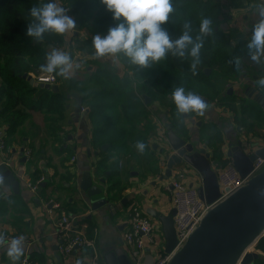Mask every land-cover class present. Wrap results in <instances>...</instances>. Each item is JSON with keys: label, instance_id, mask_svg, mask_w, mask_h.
I'll list each match as a JSON object with an SVG mask.
<instances>
[{"label": "trees", "instance_id": "obj_1", "mask_svg": "<svg viewBox=\"0 0 264 264\" xmlns=\"http://www.w3.org/2000/svg\"><path fill=\"white\" fill-rule=\"evenodd\" d=\"M62 1L65 9L74 16L76 27L89 31L85 40L76 38V42L79 43L78 49L83 51L85 47L89 55L97 57L93 37L97 34L105 35L109 27L116 25L119 21L113 18L111 11L106 9L102 0ZM45 2L47 0H0V129L4 131L6 145H12L17 131L29 119L32 112H41L45 115L52 134L57 129L61 130L66 123L68 91L76 88L79 92H84L90 87L91 94L95 97V101L90 104L89 113L93 143L100 145L109 143L108 149L101 150L99 158L93 164L94 174L99 179H109V191L115 199L123 198L128 188V185L124 183L127 180V172L120 171L118 160H115V157L121 151L124 156L130 155L131 158H135L136 142L143 140L145 147L141 152L146 153L150 150L151 158L155 159L156 150L149 140L156 134L157 126L152 122L144 124L143 129L137 126L148 117L150 112L131 83L116 79L114 74L104 69L94 71L85 79L73 78L69 81L61 72H56L57 83L62 82L59 91L35 86L24 78V74L33 76L44 72L41 66L46 65L53 48L65 45L64 33L48 30L40 37H36L27 31L29 25L36 22V18L31 16V8L39 7ZM172 4L173 10L169 13L168 20L163 23V27L166 28L172 40L178 38L184 31L189 32L193 37V42H196L199 37L201 43L199 59L190 55L192 44L187 45L184 56H179L174 50H169L163 58L158 61L150 60L147 65L133 63L123 51L117 52L122 61L129 62V68L136 77L149 72L159 76V79L155 80V83L158 82V88L145 86L143 92L153 94L152 96L162 106L166 104L160 94H172L177 87L185 86L179 81L173 65L169 64L170 60H181L182 63L189 64V68L194 67V64L198 62L203 67L212 68L216 73L214 77H208L202 71L200 72L201 80L204 82L211 79V81L228 80L236 77L241 59L250 52L247 47L249 42L244 40L239 30L236 28L221 29L220 25L226 18L222 16L218 2L214 0H172ZM204 18L211 22L209 34L201 33L199 30L201 20ZM185 24L188 25L187 29L184 27ZM103 100L110 101L103 103ZM121 100H125L123 109L126 121L132 124L130 130H118L115 127L117 117L114 110ZM168 107L172 115L178 110L175 103L168 104ZM105 109H108L110 113H105ZM173 123L177 131L181 133L178 123L176 121ZM218 134L214 130L207 139L213 147V161L219 166H224L227 159L223 158L221 149L223 139L219 136L218 146L212 143ZM125 138L129 139L128 143L123 141ZM62 151H69L68 159L62 160V165L68 169L65 163L74 151L72 148H62ZM152 173L158 176L161 174L157 159L154 161ZM54 175L58 176V171ZM61 177L66 182H69L71 178L73 182L76 179L75 173L71 172H68V177L66 175ZM5 196L0 197V215L2 204L17 195ZM256 248L264 249V237L257 242ZM33 261L38 264L45 263L44 259ZM255 264H264V260L258 259Z\"/></svg>", "mask_w": 264, "mask_h": 264}, {"label": "crops", "instance_id": "obj_2", "mask_svg": "<svg viewBox=\"0 0 264 264\" xmlns=\"http://www.w3.org/2000/svg\"><path fill=\"white\" fill-rule=\"evenodd\" d=\"M214 1L220 4L222 16L226 18L220 25L221 29L228 30L230 28H236L242 33L244 40L249 42L253 26L261 18L259 16L260 5L258 3L252 4L249 0ZM253 62L256 68L260 66L264 68V54ZM99 63L100 60L97 62L98 66H88L84 71L78 69V71H75L74 75L73 72L62 74L69 79H85L94 71L101 69L99 68ZM237 75L235 78L228 80H218V87L217 90L213 92L214 99L211 101H214L215 98L218 99L225 96L224 94L221 95V93H224L226 89L232 88L233 92L232 94L227 93V97L225 96L226 99H219L217 100L219 102H212L213 106L208 107L204 113V121H202L199 116L197 119V113H194L191 118L187 119L189 121L186 122L190 140L199 148H206V151L211 154V165L214 170L218 164L212 159L213 147L208 143L209 140L207 139L209 134L206 135L204 132L215 130V132L219 133L216 135V138L213 139L212 143L218 146L219 143H217V140L220 137L223 139L221 149L224 159L228 157L227 151L230 145H236L239 141L243 143L242 146L248 151L250 148L252 150L264 148V113L259 106H257L258 114L256 115L250 114L245 110L247 106H253L256 102L251 98L245 99V101L239 99V97L243 99V97L247 96L246 91L249 87L247 86L244 88V82L249 83V78L247 75L241 77ZM261 77L263 76H259V79ZM234 81H237V83H234L237 85L230 84ZM258 81L259 80L256 82L258 83ZM56 84L59 85L60 90L61 84L59 82ZM258 86L259 91L254 93L264 94V87L259 84ZM68 93L69 100L66 106V123L61 130L57 129L52 134L49 123L45 119V115L41 112H32L29 119L17 131L12 145L9 146L10 152H1L0 150V163H6L10 166L21 182L19 193H14L10 187L3 188L6 196L13 194L17 196L11 197L7 202L2 204L0 228L2 227L9 233L24 234L29 238L28 243H23L24 251L21 257L29 256L33 260L44 259L45 263L60 264L57 262L56 258L59 255L61 261L76 264V260L79 259L82 261V264H84L87 263L88 260L86 251L83 249L77 250L74 255L66 259L60 254L58 246L59 241L54 234L53 226V223L59 216V212H54L52 214L49 212L50 208L48 205L51 200L60 202L66 211L77 217L79 225L86 234L95 239L98 251L101 254L102 248L110 244L109 240H116L117 242L118 238H123V232L126 227L123 228L122 226L128 223L131 204L137 203L141 206L137 195L139 191H143V195L146 196V199H143V202L147 205L146 208L148 206H154L164 213L169 212L173 207L171 205L172 193L166 188L168 181L160 182V180H158V175L151 173L154 168L153 163V166H146L145 170H143L142 173L145 182L142 183L140 189L135 191L132 183L124 181L125 185H128V188L123 194V198L128 197L125 203H122L123 198L115 199L109 191L110 199L114 201L113 203L115 204L116 213H114L115 210L110 212L107 210V207H103L99 210H92L89 206L85 205L82 201L81 194L76 193L77 191L76 189L74 190L73 187L78 185L77 182H79L85 172H91L93 177L97 179L96 181H99V178L94 174L93 164L99 158L100 151H106L108 149L109 143L101 145L93 143L92 125L89 113H87V111L81 112L80 110V107H85L95 101V97L91 94L90 87L86 88L84 92H79L76 88H72ZM254 97L255 95L252 96V98ZM124 101L125 100H121L119 103L123 115L118 114L116 120L117 123L121 122L119 128L130 130L132 124L126 121L123 109ZM244 104H247V106L244 107ZM159 105L162 106L159 102H155L153 105L149 106L148 109H151V117L156 118L157 116L159 117V121L165 124L166 120L162 118L163 109L159 110ZM209 111H211V113ZM76 112L83 116L84 123L80 118L76 117ZM223 112L226 113V115H221ZM147 119L148 117L144 118L141 124L144 125V123L148 121ZM239 121L242 122L239 123ZM246 121H248V123ZM123 141L128 143L129 139L125 138ZM124 142L123 145L125 144ZM155 146L157 147L158 145ZM166 146L164 145L162 148ZM62 148H72L74 151V154L65 163L68 169L62 165V160L68 159L69 151H62ZM162 148L161 146L155 148L156 153L159 152L160 154L158 157L159 159L157 158V164L161 174L165 171L163 165L164 160L162 159L163 155L160 153ZM24 149L32 151V157L26 162H23L22 156V150ZM116 156L115 160H118L119 168L123 166L120 171L124 173L127 172V180H129V176L138 174L134 172L135 168L131 166V163L130 165L128 164L131 157H125L121 151H119ZM120 163H122V166H120ZM184 168L185 167H176L173 170L172 176L177 175L179 172H183L184 180L189 185L194 183L199 187L202 186V176L195 170L196 174L191 171L186 172ZM147 170H150V174H144ZM56 171H58V176L54 175ZM68 172L75 173L76 179L74 182L72 178L69 182H66L64 180L65 176L64 179H62V175L68 177ZM26 178H30L33 182L41 178L44 180L41 186L33 192L26 187L24 183ZM106 178L108 177L106 176ZM153 182L157 184L154 186L152 184ZM100 185L106 190L107 188L109 189V179L106 180L105 184ZM149 194L152 195L149 196ZM124 213L125 215H123ZM7 245L8 243H0V264L18 263L21 257L16 261L11 260L7 255ZM252 252L256 253L258 256L253 264H255L258 259L264 260V249L256 248Z\"/></svg>", "mask_w": 264, "mask_h": 264}, {"label": "water", "instance_id": "obj_3", "mask_svg": "<svg viewBox=\"0 0 264 264\" xmlns=\"http://www.w3.org/2000/svg\"><path fill=\"white\" fill-rule=\"evenodd\" d=\"M252 4L258 3L260 6L264 0H249ZM209 34V31L206 32ZM31 84L40 87L50 88L59 91L58 84H45L36 81L32 75L24 74ZM232 94L233 90L230 88ZM257 90H254L256 92ZM256 103L253 108L259 106L264 113V94H256ZM81 103V100H80ZM81 110V107H80ZM79 111V110H78ZM76 117L84 123V118L76 112ZM167 146L161 149L163 160L166 165L165 171L160 175V182L169 181L176 167H191L198 172L203 179L202 186L198 188V193L207 204L213 205L203 215L198 226L191 232L186 242L175 249L178 243L174 226V215L176 208L164 213L154 206L145 209L146 214L157 220L162 228V235L165 240L164 252L171 254L167 264H253L258 258L254 252H246L248 248L264 237V199H260L257 189L264 185V166L254 173L245 185L224 200L215 201L220 197L218 177L211 165V154L206 148H199L187 136L179 133L173 125L167 124L164 129ZM154 144V149L157 148ZM23 162L27 158L23 155ZM227 156L234 160L235 167L240 175L245 178L253 170V163L258 157H264V148L253 150L248 153L239 141L236 145L231 144L227 151ZM91 172H85L77 186L76 193L81 194L82 201L92 210H99L107 207L110 212L116 213L115 204L110 199L109 189L103 188L100 184H105L106 179L96 181ZM154 186L156 182L152 183ZM190 187L193 186L191 183ZM10 187L14 193L20 192L21 182L15 172L6 163H0V197L5 196L3 188ZM110 187V185H109ZM172 188V185L170 184ZM108 192V193H107ZM128 200L123 198L122 203ZM127 224H123V228ZM104 246L101 251V258L104 264H133L125 248L122 237ZM76 249L72 253H76ZM60 264H71L61 261ZM54 264V263H42ZM84 264H88L84 263ZM145 264H153V256L148 253L145 257Z\"/></svg>", "mask_w": 264, "mask_h": 264}, {"label": "clouds", "instance_id": "obj_4", "mask_svg": "<svg viewBox=\"0 0 264 264\" xmlns=\"http://www.w3.org/2000/svg\"><path fill=\"white\" fill-rule=\"evenodd\" d=\"M102 3L119 23L109 27L105 35L97 34L93 37L98 55L123 51L133 63L147 65L150 60L158 61L163 58L169 50L184 56L185 48L188 44H192L190 55L198 57L201 47L199 37L193 42L189 32L184 31L178 38L172 40L163 27V23L168 20L169 13L173 10L172 0H102ZM30 13L36 18V22L30 24L27 31L36 37H40L48 30L64 33L75 23L74 19L66 14L65 8L57 6L54 0H47L39 7H32ZM259 16L261 18L254 24L247 45L253 60L264 54V3L260 6ZM210 23L209 19H202L200 32L211 31ZM184 27L187 29L188 25L185 24ZM58 66H60L59 71L65 73L70 67V58L64 52L53 50L48 56L47 64L42 65L41 68L44 72L51 73ZM258 84L264 87V77L259 79ZM172 97L179 112H188L194 108L203 111L208 103L203 93L185 94L183 87H177ZM144 147L143 140L136 142L137 149L142 151ZM257 194L260 199H264V185L257 189ZM6 251L11 260H18L24 251L23 236L13 237ZM76 264H82V261L77 259Z\"/></svg>", "mask_w": 264, "mask_h": 264}, {"label": "built area", "instance_id": "obj_5", "mask_svg": "<svg viewBox=\"0 0 264 264\" xmlns=\"http://www.w3.org/2000/svg\"><path fill=\"white\" fill-rule=\"evenodd\" d=\"M55 71L56 69L51 73L39 72L37 75H33V78L39 83L56 84L57 76ZM86 111L87 107L81 108V112ZM0 150L1 152H10V148L5 142L3 129H0ZM245 150L248 153L253 152L251 148L249 151L247 149ZM23 155L28 161L32 157V151L24 149ZM121 164L122 163H120V166H122ZM163 165L166 168L165 163H163ZM263 166L264 157H258L253 163V170L251 173L243 178L235 167L234 160L231 157H227V163L224 166L217 165L215 168L220 189V197L215 201V204L243 187L247 180L254 173L261 170ZM159 177L160 176H158V179ZM43 180L44 179L41 178L33 182L30 178H26L24 183L27 188L35 192L41 186ZM170 184L172 185V188L170 187ZM166 188L171 191V202L173 207L176 208L174 226L178 240L175 248L177 249L186 242L191 232L200 223L203 215L213 205H209L206 201L201 199L198 193L199 186L194 183L192 187L189 186L184 180L183 172H179L177 175L172 176L168 181ZM48 206L51 214L59 212V216L53 223V226L54 234L59 241V252L62 257L64 259L70 257L75 248H77L76 251L81 249L86 251L88 264H104L95 239L86 234L83 228L79 225L77 217L66 211L60 202L51 200ZM160 233L162 234L160 223L146 214L145 210L139 204L132 203L129 211L128 223L123 232V240L125 250L133 264H145V257L148 253H151L153 256V264H167L171 254L164 252V238L162 244L163 248L155 250L154 253L152 252V247L156 243L157 236L160 235ZM19 236H23V243L29 242V238L24 234L9 233L2 227L0 228V243H9L13 237ZM256 244L248 248L246 252L254 251L256 249ZM16 264L38 263L31 260L29 256H23ZM238 264H241V261H239Z\"/></svg>", "mask_w": 264, "mask_h": 264}, {"label": "rangeland", "instance_id": "obj_6", "mask_svg": "<svg viewBox=\"0 0 264 264\" xmlns=\"http://www.w3.org/2000/svg\"><path fill=\"white\" fill-rule=\"evenodd\" d=\"M54 2L57 4V6L65 8L62 0H54ZM66 14H68L69 16H71L74 19V16L69 11L66 10ZM111 26H113V25H111ZM64 34H65V45L64 46H55V48H53V50H58V51L64 52L69 56L70 67L65 72L66 74L73 72V75H74L75 71H78V69H80V71H82V70L84 71L88 66L89 67H95V65L98 66V64H97L98 60H101V61L106 60V61H104V63H102V62H101V64L99 63V68L106 67V68L113 70L112 68L114 67V65H113V63H114L113 58L114 57L111 53L99 54L97 57H92L91 55H89L88 49H86L85 47H83L84 48L83 51H80L78 49L79 43L76 42V38L85 40L89 35V31L87 29H85V28L79 29L78 27H76V24L74 23V26L71 29L66 30L64 32ZM94 58H96V59H94ZM253 61L254 60L251 59V53H248L246 56H244L241 59L239 69L237 71V74H238L237 76L241 77V76H244L243 74H246L249 78L248 82H251V84H254V80L251 79V75H255L257 77L262 75L264 77V68L262 66H260V67L258 66L259 68H256L255 65H253V63H254ZM240 66H243V69H241ZM59 67L60 66H58L56 68L55 73L56 72L60 73ZM122 67H123V65L121 64V68ZM65 73H63V74H65ZM34 75H37V74H34ZM177 76H178V79H180L181 82H183V80H184L183 76L180 73H177ZM66 79L69 81L73 78H71V79L66 78ZM235 82L237 83V81H234L230 84L237 85V84H234ZM59 83L62 84V82H59ZM222 94H225V93H221V95ZM204 95L206 98H208L210 100L214 99V96L210 95V93L206 94V91H205ZM168 99H171V98H168ZM239 99L242 100L241 97H239ZM245 106H247V104H244V107ZM161 109L164 110V107L160 106L159 110H161ZM245 110L250 114H255V115L258 114V108L257 107L253 108V106H247L245 108ZM205 112H206V108L203 111H201L199 109V111L196 114L197 115L196 118L198 119V116H199L200 119L202 121H204V113ZM189 113H191V116H190V118H191L193 116L194 112H189ZM222 114L226 115V113H224V112L221 113V115ZM154 115H155V113H154ZM173 121H176L178 123V125L181 128V133L183 135L187 136L188 129L186 128V122L189 120H185V117L182 116V113H179L178 110H176L174 113ZM147 122H152L153 124H155L157 126L156 134H154L150 138V140H149L150 143L151 144H157L158 147L161 146L162 144L164 145V142H166L165 135L163 134L164 133V124H162V122L157 120L156 118H152L151 120H148ZM147 122H145L144 124L146 125ZM241 122L242 121H239V123H241ZM246 122L248 123V121H246ZM143 126L144 125H142V124L138 125V127L140 129H143L144 128ZM185 132H186V134H185ZM211 133H212V130L204 132V134H206V135L211 134ZM217 143H219V142H217ZM150 152L151 151L148 150L146 153L145 152L142 153L141 150L135 148L134 154L136 155V157L134 159L130 158L128 161V164L130 165V163H131V166L133 168H135L134 172H137L138 174H136L134 176H129V180H126L125 182L132 183L133 189H135V191L140 189L142 183L145 182V179L143 178V173H142L143 170H145V167L146 166H148V167L153 166L155 159H157L160 155L159 152L155 153V155H154L155 159H153L150 156ZM160 153H161V150H160ZM127 156L131 157L130 155H127ZM122 168H123V166L119 169H122ZM184 171H186V172L191 171V172H194V174H196L194 169H192L190 167H185ZM144 174H150V170L149 171L147 170ZM189 178H190V176H189ZM137 195H138V199H139V203L141 204V207L143 209H145L147 205L143 202V199H146V196L143 195V191H139V194H137ZM150 195H152V194H149V196ZM171 205L173 206L172 203H171ZM123 215H125V213ZM162 244H163V237H162V234L160 233V235L157 236L156 243L152 247V252L154 253L155 250L162 249L163 248Z\"/></svg>", "mask_w": 264, "mask_h": 264}, {"label": "flooded vegetation", "instance_id": "obj_7", "mask_svg": "<svg viewBox=\"0 0 264 264\" xmlns=\"http://www.w3.org/2000/svg\"><path fill=\"white\" fill-rule=\"evenodd\" d=\"M109 54V53H107ZM113 55V65L114 67L112 68L113 70L106 68V67H102L101 69L106 70V72H111V74H114L115 77H117L116 79H119L120 81H127L128 83L132 84L133 89L139 94L142 103L144 104V106L148 109L149 106L153 105L155 102H159L157 99L155 100L154 96H152L153 94H149L147 92H143V87H152V88H158V82L155 83V80L159 79V76L156 75L155 73L149 72V73H143L140 76L136 77L133 73V71L129 68V62L126 61H122V58L120 55H118V53H111ZM200 56V52H198V59ZM96 59V58H94ZM106 61V60H104ZM104 61L100 60V64L101 62L104 63ZM175 62V63H174ZM121 64L123 65V67L121 68ZM169 64L173 65V68L175 70L176 73H180L184 80L183 83L185 84V86H183L184 90H185V94L189 93V92H201V93H205L206 94L210 93V95H213L214 91L217 90V85H218V79L213 80V81H202L201 80V75L200 72L202 71L206 76L208 77H214L216 75L215 71L212 68L209 67H203L200 65V62L195 63L194 67L191 66L190 68L188 67L189 64H186L185 62L182 63L181 60H170ZM88 68V67H87ZM241 69L242 66H240ZM246 75V74H243ZM217 78V76H216ZM251 79L254 80V84H251V82L247 83L244 82V88H246L247 86L249 87L246 91L247 96L243 97L242 100L245 101V99H249L251 98L252 100L254 98H252V96L256 95L254 93V90H257V92L259 91V86L258 83L256 82L257 80H259V77L255 76V75H251ZM179 81L181 82V80L179 79ZM155 86H153V85ZM205 90V91H204ZM141 91V92H140ZM231 91V89H226L225 90V96L227 97V93L230 94L229 92ZM203 93V94H204ZM205 96V95H204ZM214 96V95H213ZM225 96H222V98H215L214 101H211L210 99L207 98V105L204 106L203 110L207 107H212V102H219L217 100L219 99H226ZM233 96V95H232ZM160 97L163 98L162 100L165 101V106L164 110H163V117L165 118L166 122L164 124V129L166 127L167 124L169 125H173L175 128V125L173 123V117L174 114H171V109L168 107V104L170 103H175L172 94H160ZM171 98V99H168ZM110 100H103V103L108 102ZM242 101V102H244ZM105 106V104H103ZM85 107H87V113H90V105H86ZM226 110V109H225ZM148 111L150 112L151 109H148ZM199 111L198 108H194L192 110H190L189 112H194L197 113ZM227 111V110H226ZM189 112H181L182 116L185 117V120H187L188 118H190L191 113ZM211 113V111H209ZM105 113H110L108 109H105ZM115 116L117 117L118 114H122V108L121 105L119 104V106L116 107V109L114 110ZM193 113V114H194ZM123 115V114H122ZM153 117H151V112L149 113L148 119L147 120H151ZM156 119L159 120V117L156 116ZM120 121V120H119ZM121 126V122L116 124V128L119 130L121 128H119ZM176 129V128H175ZM177 130V129H176ZM183 136V134H182ZM184 137V136H183ZM166 143V144H165ZM164 145H167V141L164 142ZM163 144L161 145V148L164 146Z\"/></svg>", "mask_w": 264, "mask_h": 264}]
</instances>
